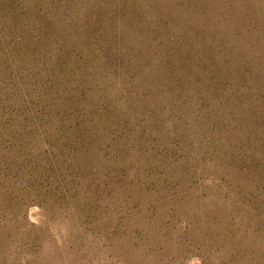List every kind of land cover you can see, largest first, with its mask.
I'll list each match as a JSON object with an SVG mask.
<instances>
[{
	"label": "rangeland",
	"instance_id": "374dc122",
	"mask_svg": "<svg viewBox=\"0 0 264 264\" xmlns=\"http://www.w3.org/2000/svg\"><path fill=\"white\" fill-rule=\"evenodd\" d=\"M0 264H264V0H0Z\"/></svg>",
	"mask_w": 264,
	"mask_h": 264
}]
</instances>
